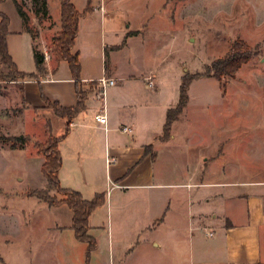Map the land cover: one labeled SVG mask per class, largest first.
Segmentation results:
<instances>
[{
  "label": "crops",
  "instance_id": "0c3cea01",
  "mask_svg": "<svg viewBox=\"0 0 264 264\" xmlns=\"http://www.w3.org/2000/svg\"><path fill=\"white\" fill-rule=\"evenodd\" d=\"M9 1L13 9L8 6L4 11ZM89 3V9L81 11L75 47L82 30L88 36L96 28L103 31L112 12L102 1ZM0 10L10 19L6 43L14 63L20 71L38 73L36 62L33 71L26 70L25 54H33L34 38L24 29L14 1L2 0ZM98 17L101 25L94 22ZM54 20L60 23L61 10ZM134 30H126L125 44L89 43L87 56L100 61L96 71L84 65L85 52L77 49L80 79L89 89L87 107L73 118L58 144L62 155L58 177L61 186L87 199L102 197L89 216V234L97 246L88 258L86 247L85 264H264V192L258 187L264 179H229L226 169L213 170L215 157L210 151H201L189 162L193 142L184 136L177 147L176 123L184 111L172 123L170 135L164 136L167 112L174 106L168 107L162 86L151 73L137 75L130 62L120 70L114 60L117 52H130L129 41L138 36L131 33ZM107 51L113 60L106 69ZM103 75L116 79L105 95L106 126L95 118L104 102L89 84ZM148 76L154 87L148 85ZM21 89L29 108L53 111L45 99L64 108L78 104L76 79L66 60L52 65L48 59L39 78L23 80ZM73 215L69 224H54L52 229L60 233L72 229Z\"/></svg>",
  "mask_w": 264,
  "mask_h": 264
},
{
  "label": "rangeland",
  "instance_id": "374dc122",
  "mask_svg": "<svg viewBox=\"0 0 264 264\" xmlns=\"http://www.w3.org/2000/svg\"><path fill=\"white\" fill-rule=\"evenodd\" d=\"M19 1L30 14L34 45L47 53L46 61L53 65L49 46L61 28L54 20L60 14V0H49L47 16L35 14L32 0ZM72 1L80 11L89 1H102L112 10L103 31L96 28L89 36L81 31L74 50L85 52L84 65L96 71L100 63L97 56L86 54L90 42L121 44L126 30L135 29L131 33L138 36L129 41L130 52L119 51L114 60L120 70L130 62L137 75H154L170 100L168 107L178 101L182 75L200 74L190 81L189 102L176 123L177 147L181 148L184 136L193 142L188 161L210 151V157H215L210 164L213 170L226 169L229 179H264V0ZM8 6L13 9L9 1L4 11ZM95 21L99 25L100 17ZM237 39L248 43L254 51L252 59L234 76L224 75L221 82L208 76L209 66L225 57ZM107 53L111 64L113 58ZM25 58L26 70L33 71L34 52L27 51ZM13 75L0 59V264H85L87 244L75 237L74 230L52 229L54 224L71 222V208L50 205L36 196L43 191L52 201L63 199L56 189L46 190L42 150L50 134L65 132L66 119L51 109L27 107L23 79L15 80ZM21 136L27 141L13 148L15 142L22 143L15 139ZM258 187L264 192V185Z\"/></svg>",
  "mask_w": 264,
  "mask_h": 264
},
{
  "label": "trees",
  "instance_id": "16d2710c",
  "mask_svg": "<svg viewBox=\"0 0 264 264\" xmlns=\"http://www.w3.org/2000/svg\"><path fill=\"white\" fill-rule=\"evenodd\" d=\"M2 0H0L1 2ZM16 5L17 11L22 18L24 29L29 32L32 37V27L30 26V14L24 9V5L19 0H13ZM86 6L85 10H88L90 5ZM32 9L35 14L41 15L42 13L47 16L49 14L47 0H32ZM61 28L51 37L50 51L51 56L54 58L55 64L59 65L62 61L66 60L70 66V70L73 74V77L76 79L77 84V94L78 101L77 105L74 107H62L56 102H49L45 99L48 108H52L54 113L67 119L65 132L61 136H53L46 141V146L44 147L43 155L44 162L42 164V171L48 181V187L46 190L52 191L56 189L58 192L62 193L63 199L58 201H52L50 197L43 195L40 191L37 193L39 199L49 202L50 205H61L67 204L73 211V220L71 227L75 230V235L78 240L81 242H86L87 245V258L89 257L92 250L97 246L95 238L89 234V216L91 212L100 205L102 197L101 195L96 196L93 199H87L82 196V194L74 189L63 188L59 182L58 172L62 165V155L59 151L58 144L62 141L66 134L71 128V122L73 118L81 113L82 110H85L87 103H85L88 96V90L83 87V82L81 81V61L79 56V51L74 50L76 45V37L79 31V19L82 12L76 8L72 0H62L61 1ZM9 16L4 11L0 10V59L1 61L8 65L9 68L13 70V79L17 80L18 77L26 80L39 78V73L43 72V64L46 61L45 54L40 52L36 46L33 47L34 58L37 65L38 73H26L20 71L16 64L11 58L8 50V44L6 43V37L9 34ZM229 53L222 57L219 60H215L210 66L207 73L208 76H212L221 82L224 75L234 76L240 66L244 63L249 62L254 56V51L251 47L242 39H237L229 49ZM108 56V55H107ZM109 64L106 61V69ZM200 74H185L182 77L181 87H180V96L179 102L175 107L170 108L167 112V120L164 125V136L170 135V128L173 122H175L180 116V114L186 108L189 102L188 90L190 86V81L195 78H199ZM2 80V79H0ZM90 85L93 82L89 83ZM2 90L0 88V94ZM16 140L21 139L22 143L18 145L17 142L13 144V148H20L24 145V142L27 141L26 136H21L15 138Z\"/></svg>",
  "mask_w": 264,
  "mask_h": 264
},
{
  "label": "built area",
  "instance_id": "2783aa9c",
  "mask_svg": "<svg viewBox=\"0 0 264 264\" xmlns=\"http://www.w3.org/2000/svg\"><path fill=\"white\" fill-rule=\"evenodd\" d=\"M104 11V8L101 7ZM47 55V53H45ZM148 80V85H150L151 87H154V82H153V78L151 76L146 77ZM93 82V85L95 87V89L97 90L96 92V96H98V98L100 100H103V106L100 108V110L97 112V114L95 115V118L98 122L104 124L105 126L108 124V118H107V113H106V102L105 100V95H106V91L108 88H110L112 85L116 84V79L114 77H109L107 75H103L99 78H97L96 80L90 81ZM124 130H127V127L123 128Z\"/></svg>",
  "mask_w": 264,
  "mask_h": 264
}]
</instances>
